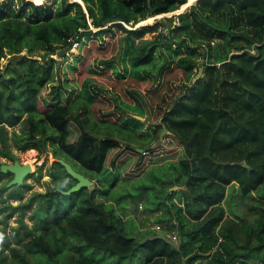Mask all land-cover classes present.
<instances>
[{"label":"trees","instance_id":"trees-1","mask_svg":"<svg viewBox=\"0 0 264 264\" xmlns=\"http://www.w3.org/2000/svg\"><path fill=\"white\" fill-rule=\"evenodd\" d=\"M79 1L66 2L64 10L52 13L42 0H0V140L7 146L6 126L23 121L24 133L12 135L20 147L41 148L51 140L55 157L63 154L93 180L91 187L60 192L55 189L62 177L59 170L68 173L54 160L50 174L56 185L33 194L31 200L38 204L32 228L25 225L29 236L16 234L23 248L9 245V237L0 234L9 249L0 255V264H103L89 247L116 254L113 264L137 253L141 264H264V193L251 205L253 220L241 217L230 201L223 204L228 184L236 183L241 197L264 184V0H195L184 11L165 16V22L133 28L124 23L172 11L187 0ZM159 25L163 27L152 38L142 37ZM115 27L124 31L128 61L138 80L148 77L146 68L155 65L157 51L176 56L168 62L165 57L163 63L175 59L173 67L186 78L152 128L151 139L139 144L140 151L129 142L122 145L120 138L123 132L143 133L144 122L129 117L117 125L118 135L98 133L68 78L53 80L58 62L54 49L65 57L72 40L79 44L85 37L113 34ZM101 63L110 64L111 58ZM112 67L117 77L127 73ZM139 67L147 72L140 74ZM46 85L49 98L41 106ZM162 127L168 132L154 144ZM127 151L136 154L132 169L172 159L168 167L175 174L163 184L180 188L159 189L155 207L166 209L168 221L159 220L177 234V244L158 233L134 236L114 206L97 198L112 193L118 178L130 179L120 176L118 164ZM5 174L9 172L0 171V177ZM12 187L15 197H21L20 187ZM71 238L77 243H70Z\"/></svg>","mask_w":264,"mask_h":264},{"label":"rangeland","instance_id":"rangeland-1","mask_svg":"<svg viewBox=\"0 0 264 264\" xmlns=\"http://www.w3.org/2000/svg\"><path fill=\"white\" fill-rule=\"evenodd\" d=\"M71 1L73 0H42L41 3L49 4L53 13L58 8L64 10L65 3ZM189 2L190 0H187L178 8L172 10L174 13H171L172 11L157 14L148 13L144 19H140L133 25H131V22L124 23V25L127 28H133L141 24L165 22V16L178 13L177 11L183 10V6ZM15 4L17 6V3ZM25 9H27V6ZM174 22H178L177 19ZM162 27L159 25L157 30H148L142 37L152 38ZM124 37V31L115 27L113 34L82 38V41L75 48L70 47L67 49L65 57L59 56L57 54L58 49H54L52 55L58 62L53 80L57 82L58 79L63 81L65 77L68 78V85L73 87L75 91L74 98H77L80 104H83L81 101L86 103V107L89 109V124L98 133L105 132L118 135L121 132L117 125L129 117H135L144 122L141 127V130H144L143 133L139 130H135L134 135L123 132L120 138L122 145L129 142L139 150V148H142L139 146L140 143L148 142L151 139L152 128L159 124L164 108L177 97L182 89V84L186 82V78L179 69L173 67L176 56L169 57L167 51H157L155 65L146 68L150 72L148 77L144 80H138L137 77H134L128 61L127 43ZM135 41L140 42V38H135ZM165 57H167L166 62H168V58L175 59L169 65H166L165 62L163 63ZM74 58H77V61L73 65ZM109 58H111L110 64L101 63V60ZM159 65L162 67L161 70H157ZM112 66L117 67L121 72H125L124 68H126V75L117 77ZM137 70L142 75L147 72L145 69H140V67ZM156 72H159V74L156 75ZM154 73L155 76L152 78L151 74ZM198 74L200 75L199 69L194 77ZM48 90L49 85H46L40 94L39 103L41 106H44L49 98ZM26 127L27 124L23 121L14 126H6L7 139L5 142L7 146L0 140V162H12L17 159L21 163L28 162L32 170L24 176L20 185H12L20 187L21 197H15L16 191L12 190V186L7 185V181L12 177L10 172L0 177V186H2L0 190V234L4 233L9 237V245L19 246V248H23V246L21 243H17L16 234L24 237L26 235L25 225L32 228L34 221L31 216L38 202L34 199L31 200L33 194L48 191L56 183L59 186L56 185L55 189H63L62 187H67L72 179L69 174L65 175L64 172L59 170V175L62 176L59 177L60 182L55 183L53 181L54 178L50 174V165L54 161L55 154L51 140H46L41 148H23L16 143L12 135L14 133H24ZM165 134L166 132L162 138L159 137L158 140H154V144L162 141ZM58 154H61V152ZM61 157H64L63 154ZM135 159L136 154L127 151L121 159L122 162H119L120 159L118 160L120 176L130 177L128 180L118 178L111 188L112 193L120 198L115 200L110 195L112 193L99 194L97 198L101 197L104 204L114 206L120 216L122 225L134 236L141 238L153 233L163 234L170 230L165 225L168 221L166 209L162 206L155 207L160 196L158 190L161 188H167L168 190L180 188L178 185L163 184V181L166 183L175 174L172 168L168 167L172 159L164 162H149L141 169H132V166L135 165ZM73 180L75 179L73 178ZM227 190H229V186ZM263 193L264 184L258 191H252L251 197H241L238 193L231 195L229 193L224 202L227 205L230 201L232 209L234 208L241 217L253 220L256 214H254L251 205ZM78 195L79 193L76 196ZM134 195L135 198H132ZM177 200L176 197L175 201ZM22 203L26 205L21 206ZM162 217L166 218L167 221H160L159 218ZM156 224H160L162 229L156 230L154 228ZM28 236L29 234L25 238ZM70 243H77V238H71ZM4 246L5 244L0 239V255L9 254V249L4 248ZM87 251L92 252L95 258L103 264H113V261L117 259L116 254H110L105 249L89 247ZM67 252L72 253L73 249H67ZM118 264H141V257L137 253L126 259H121Z\"/></svg>","mask_w":264,"mask_h":264},{"label":"water","instance_id":"water-1","mask_svg":"<svg viewBox=\"0 0 264 264\" xmlns=\"http://www.w3.org/2000/svg\"><path fill=\"white\" fill-rule=\"evenodd\" d=\"M194 1L195 0H190V2L185 5L183 10H180L177 12L179 13L181 11H184ZM80 3L83 5L82 2H80ZM171 13H174V11H172ZM199 73H201V67L199 68ZM197 76H195L194 79ZM165 132H168V130L166 129V127H162L159 137L162 138V136ZM99 138H100V136H99ZM139 150H141V149L139 148ZM54 160L58 161L64 167L65 171L72 178L75 179V182L71 186H69L67 189H59L62 193L69 194L73 191L79 190L82 187H89L90 185L93 184V180H91L89 177L84 175L82 172L76 170L72 166V164L69 163L64 158L54 157ZM0 171L10 172L12 174V177L7 181V185L12 186V185H20L23 181L24 176L27 173L31 172L32 170H31V165L28 162L21 163L17 159H14L12 162H2L0 164Z\"/></svg>","mask_w":264,"mask_h":264},{"label":"built area","instance_id":"built-area-1","mask_svg":"<svg viewBox=\"0 0 264 264\" xmlns=\"http://www.w3.org/2000/svg\"><path fill=\"white\" fill-rule=\"evenodd\" d=\"M77 44H78L77 41L72 40V42H71V48H75V47L77 46ZM142 152L144 153L145 151H142ZM154 228H155L156 230H160V229H162L161 226H160V224H156V225L154 226ZM162 235H163L167 240H169V241L172 242V243H175V244H176V243L178 242L177 234H176L174 231H166V232H164ZM194 264H203V262H201V261H196Z\"/></svg>","mask_w":264,"mask_h":264},{"label":"crops","instance_id":"crops-1","mask_svg":"<svg viewBox=\"0 0 264 264\" xmlns=\"http://www.w3.org/2000/svg\"><path fill=\"white\" fill-rule=\"evenodd\" d=\"M229 186V190H227V187ZM233 187H235V189H233ZM236 187H237V184L235 183L234 184V186L233 185H230V184H228L227 186H226V196H225V199H227V196L229 195V193H230V195L231 194H236L237 193V189H236ZM224 199V200H225ZM224 200H223V204L225 205V202H224ZM225 207H226V205H225ZM227 209V208H226ZM234 209V208H233ZM235 210V209H234ZM237 212V211H236ZM255 214V213H254ZM172 231V230H171Z\"/></svg>","mask_w":264,"mask_h":264},{"label":"bare ground","instance_id":"bare-ground-1","mask_svg":"<svg viewBox=\"0 0 264 264\" xmlns=\"http://www.w3.org/2000/svg\"><path fill=\"white\" fill-rule=\"evenodd\" d=\"M79 1V0H78ZM79 2H81V1H79Z\"/></svg>","mask_w":264,"mask_h":264}]
</instances>
